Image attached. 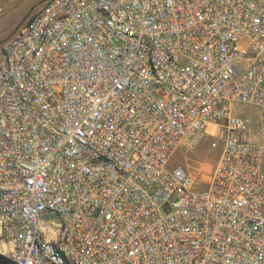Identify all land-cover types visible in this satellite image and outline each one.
<instances>
[{
	"label": "built area",
	"instance_id": "1",
	"mask_svg": "<svg viewBox=\"0 0 264 264\" xmlns=\"http://www.w3.org/2000/svg\"><path fill=\"white\" fill-rule=\"evenodd\" d=\"M42 1L0 46V254L264 264V0ZM210 125L201 184L169 159Z\"/></svg>",
	"mask_w": 264,
	"mask_h": 264
},
{
	"label": "rangeland",
	"instance_id": "2",
	"mask_svg": "<svg viewBox=\"0 0 264 264\" xmlns=\"http://www.w3.org/2000/svg\"><path fill=\"white\" fill-rule=\"evenodd\" d=\"M42 0H0V39L10 36L22 23L28 12ZM235 113L247 118L246 135L254 140L259 133V109L248 103H233ZM226 128L210 125L208 133L181 143L169 159V166H181L201 184L210 179L221 153ZM238 137V131H232ZM202 186V185H200Z\"/></svg>",
	"mask_w": 264,
	"mask_h": 264
},
{
	"label": "water",
	"instance_id": "3",
	"mask_svg": "<svg viewBox=\"0 0 264 264\" xmlns=\"http://www.w3.org/2000/svg\"><path fill=\"white\" fill-rule=\"evenodd\" d=\"M42 4H43V1L39 2V4L34 6L28 12V14L26 15L24 21L19 24V26L16 28V30L10 36H8L7 38L3 39L0 42V46H2L9 38H11L13 35H15V33L18 31V29L25 23V21H27L42 6ZM9 263H10V260L6 256L0 254V264H9Z\"/></svg>",
	"mask_w": 264,
	"mask_h": 264
},
{
	"label": "trees",
	"instance_id": "4",
	"mask_svg": "<svg viewBox=\"0 0 264 264\" xmlns=\"http://www.w3.org/2000/svg\"><path fill=\"white\" fill-rule=\"evenodd\" d=\"M3 39H0V42L2 41Z\"/></svg>",
	"mask_w": 264,
	"mask_h": 264
}]
</instances>
